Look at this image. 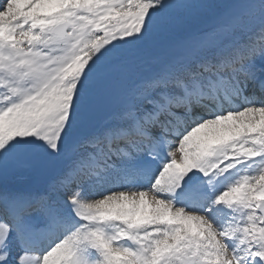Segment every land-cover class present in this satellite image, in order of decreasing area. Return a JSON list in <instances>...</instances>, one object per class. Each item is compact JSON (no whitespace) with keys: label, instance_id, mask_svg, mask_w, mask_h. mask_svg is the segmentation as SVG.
Masks as SVG:
<instances>
[{"label":"rangeland","instance_id":"rangeland-1","mask_svg":"<svg viewBox=\"0 0 264 264\" xmlns=\"http://www.w3.org/2000/svg\"><path fill=\"white\" fill-rule=\"evenodd\" d=\"M76 1L79 0H7L0 2L3 10L8 7L2 14L3 16H0V34L12 46L16 44L20 52L21 50L25 51L24 41L29 36L28 33L19 29V19L23 14H29L28 17L32 18L35 25L42 26L47 31L59 21H66L70 24L71 40L69 38L70 42L64 43V48L59 49L60 56L55 59L61 65L46 74L45 82L47 84L48 78L54 77L56 72H58L56 76L66 72L65 69L62 70V67L68 62L66 48L69 44L73 43L75 38L85 42L86 34H90L89 31L83 29L84 21L95 26L92 23L100 24V19L105 18V35L96 38L95 53L92 49L87 50L88 52L83 57H79L81 60L84 58L83 65L74 67L73 74L76 78L78 75L81 77V82L72 85L79 87L78 94L75 93V95L68 86L61 88L57 84V80H54L48 85L46 91L30 96L31 102L27 101L28 106L17 107L18 115L31 118L32 122L29 127H25L24 124H16L20 129H23L21 133L17 134L13 131L5 133L3 124H0V180L7 176L14 177L19 173H30L32 177L25 184L31 186L36 181L35 184L39 187L40 176L45 177L47 174L55 172L60 166V161L54 159V152L57 149H65L68 143L78 139L80 135L94 130L98 122L107 116L106 123L110 124L113 123V120L117 121L123 116L125 118L131 104L138 101L144 103L143 94L150 85L155 84L154 81L158 76L175 77L176 74L181 73L177 62L187 64L185 67V71H187L190 67L189 63L197 60L200 63V56L219 55L220 53H217L219 49L226 46L232 48L233 44L240 46L245 51L247 49L243 47H250L252 53L255 50L252 41L253 34L255 31L258 34V29L264 27V0H234L228 5L223 2L224 0H207L211 2L214 11L208 9L210 12H204V15L199 18L193 15L194 12L190 16V11H188V19L183 17L184 14L186 15L187 7L184 8L185 10L181 7L187 4L188 7H193L195 10L194 0H161L162 5L147 4L151 9L140 13L136 10L133 11L138 3L134 0H84L86 4L72 6ZM128 1L131 3L126 4ZM198 1H200L198 4L201 8L198 6L197 8L204 11L207 3L201 4L202 0ZM78 8L80 14L67 11V9ZM89 11L96 13L95 20L86 18V12ZM167 11L173 15L170 28L167 23L165 26L163 25L166 21L164 14ZM3 18H7V21L1 20ZM141 24L146 25V30L144 36L137 40L138 25ZM225 25H229V28L225 29ZM6 26H8V31L5 34ZM232 26L236 27L232 29ZM198 29L203 30L197 31ZM85 44V47L89 46L88 41ZM258 60L264 64V56H258ZM33 64L37 66L36 63L33 62ZM33 69L36 68L33 67ZM149 78L154 80L144 82ZM246 113L250 117L253 116V112L248 109L230 116L227 121L205 122L193 130L187 139L190 141L188 145L194 144L196 147L193 154H182L183 145H187L185 139L170 145L172 152L178 156L177 164L181 166L186 179L193 175L201 178L204 165L200 169L199 166L198 168L193 165V161L197 158L202 162L206 161L205 152L212 149L213 143L219 145L230 143V146H234L237 142L235 141L236 136L247 134L248 131H243L244 126L241 124L246 121L240 120L241 122L237 123V118L235 119V117ZM80 119H85L82 122L83 130L75 123ZM44 139L46 142H42ZM36 144L42 145L40 150L34 148ZM23 147H25V150L22 151L24 160L18 153V150ZM237 147L240 150H249L243 140H240ZM26 151L28 152L25 153ZM202 152L204 154H200ZM25 163L28 165L26 166ZM226 185L225 191L228 190V193L222 195L226 197V200L234 202L241 200L248 204L246 208L243 206L244 208L238 209L245 211L249 219L248 225L244 226L246 227V236L251 233L254 236L253 230L255 229L264 230V224L260 225L262 229L258 228L259 220H261L260 215L263 214L258 212V208L264 212V203L260 204V201L264 199V171L253 177L251 182L243 187L241 184L231 185V180L226 182ZM88 190L90 189L84 188L72 195L77 201V209L82 213L90 215L104 212L110 216L123 217L126 220L138 222L139 219L148 215L147 211L150 212L149 215H152V210H154V215L161 216V219H165L168 223H173L172 228L177 226L175 232L180 235L181 241L193 248L186 256L191 257L190 261L181 259L182 253L176 251L179 257H174V263H195L194 261L198 258L214 260L215 255V261L219 264L230 263L227 249L221 243L219 233L209 226L202 216L191 217L173 209H165L164 206L156 204L157 200L145 193L135 195L134 198L129 195L130 198H128V196L120 197L114 196V194L110 197L99 196L96 190ZM239 197L243 199H239ZM109 198L113 200L110 201ZM147 198L149 201H146ZM244 239L248 240V237L241 236L238 245L244 244ZM169 245L166 243V247ZM105 247L109 248L110 257H112L109 258L110 264H135L130 261V254L116 251L108 246ZM212 252H214L213 255ZM252 253V261L249 263L261 264L260 260L264 259V248L258 252L251 247L241 251L239 264H247ZM170 260L169 257L167 262Z\"/></svg>","mask_w":264,"mask_h":264},{"label":"bare ground","instance_id":"bare-ground-1","mask_svg":"<svg viewBox=\"0 0 264 264\" xmlns=\"http://www.w3.org/2000/svg\"><path fill=\"white\" fill-rule=\"evenodd\" d=\"M250 110L253 112L252 113L253 116L250 117V115L248 113H246L244 115L241 114V115L235 117V119L237 118V120H236L237 123H239L240 120L246 121L245 123H241V124L244 126V127L242 126L244 128L243 131H248L247 134L250 133V135H253L254 133H264V110L259 111V109H257V108H251ZM245 117H247L248 120L244 119ZM81 162L90 163V160L88 158H86V159H82ZM143 191L145 192V194L150 195L149 193H147V191L145 189H143ZM151 197H153V196H151ZM14 199L17 200L16 197H14ZM14 199L12 198L13 201H14ZM154 199L157 200L156 198H154ZM109 200L111 201L113 199L109 198ZM175 211L179 212V210H175ZM187 215H189V214H187ZM60 218H61V221H63L66 224H69V222H72V220H73L69 216H60ZM27 220L28 219H26V221ZM156 221L157 220H155V221L151 220V221L147 222L145 225H143L142 228H148V227L152 228L153 225H155ZM188 224H190V223L188 222ZM75 226H76V224H75ZM21 227H24V225H21ZM166 235L169 236V240H171V241L174 240V239L176 240V239L179 238V234H177V232H175V233L173 232V235L169 234V233H166ZM78 243L80 244V243H82V241L78 242ZM86 246L87 247H85V248H81V253L78 252V253H74L75 255H70V258H69L70 260H67L66 264H106V263L108 264V262L110 264L109 258L100 259V257L98 256V252L96 253L95 250H94V245L93 244H86ZM63 263H59V264H63Z\"/></svg>","mask_w":264,"mask_h":264},{"label":"trees","instance_id":"trees-1","mask_svg":"<svg viewBox=\"0 0 264 264\" xmlns=\"http://www.w3.org/2000/svg\"><path fill=\"white\" fill-rule=\"evenodd\" d=\"M200 13L202 14V12L200 11Z\"/></svg>","mask_w":264,"mask_h":264}]
</instances>
